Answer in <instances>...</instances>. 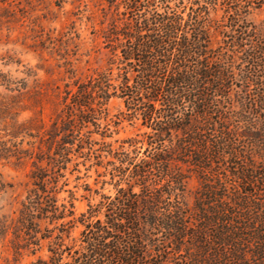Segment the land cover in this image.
<instances>
[{"label": "trees", "instance_id": "16d2710c", "mask_svg": "<svg viewBox=\"0 0 264 264\" xmlns=\"http://www.w3.org/2000/svg\"><path fill=\"white\" fill-rule=\"evenodd\" d=\"M102 1V89L65 90L49 169L33 162L32 188L13 218L0 207V239L10 234L13 252L32 256L46 243V257L31 264H244L245 244L264 251V21L247 19L262 0H221L220 19L211 17L218 0ZM111 98L122 104L114 125L139 132L113 156L114 193L76 221L58 182L83 149L76 127L95 124L101 107L105 120ZM182 165L214 172L220 203L187 208L177 193ZM5 191L0 177V200ZM258 212L261 226L250 231Z\"/></svg>", "mask_w": 264, "mask_h": 264}, {"label": "rangeland", "instance_id": "374dc122", "mask_svg": "<svg viewBox=\"0 0 264 264\" xmlns=\"http://www.w3.org/2000/svg\"><path fill=\"white\" fill-rule=\"evenodd\" d=\"M220 2L211 11L212 18L223 16L225 5ZM103 4L102 0H0V177L6 185L0 207L6 217H14L32 188L33 162L49 169L47 162L54 157L55 148L49 137L52 123L62 115L65 90L74 92L75 84L82 83L87 84L88 90L102 89V72L109 58L102 39V30L109 22V16L102 13ZM247 19L255 24L264 21V0L260 8L249 10ZM104 109L105 120L101 107L95 124L76 127L83 149L81 155L72 151L71 160L62 171L64 177L58 182L62 190L58 198L65 203L69 196L73 198L76 221L88 203H96L101 194L114 193L119 177L112 179L117 175L113 168L119 162L113 156L121 152L122 141L139 132L136 124L114 125L115 116L122 109L118 99L111 98ZM109 150L111 155H107ZM180 171L184 179L177 193L187 208L193 210L200 203L205 209L220 203L217 194L221 188L214 172H198L186 165ZM121 185L124 186L123 181ZM225 186L230 195V183ZM222 200L230 201L226 197ZM259 214L249 221L250 231L252 226H261ZM80 230L81 225L75 223L70 238L75 239ZM10 238L8 234L0 239V264H31L37 257L47 255L46 243L34 256L27 252L15 254ZM243 251L244 264H264L263 249L258 250L252 241L244 245Z\"/></svg>", "mask_w": 264, "mask_h": 264}]
</instances>
